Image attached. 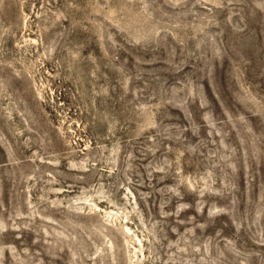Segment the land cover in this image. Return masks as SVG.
Here are the masks:
<instances>
[{
	"label": "rangeland",
	"instance_id": "1",
	"mask_svg": "<svg viewBox=\"0 0 264 264\" xmlns=\"http://www.w3.org/2000/svg\"><path fill=\"white\" fill-rule=\"evenodd\" d=\"M0 264H264V0H0Z\"/></svg>",
	"mask_w": 264,
	"mask_h": 264
}]
</instances>
